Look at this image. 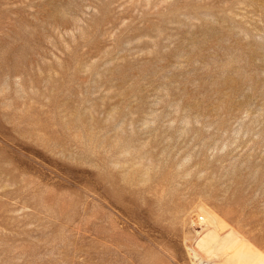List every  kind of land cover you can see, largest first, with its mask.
<instances>
[{"label": "rangeland", "instance_id": "374dc122", "mask_svg": "<svg viewBox=\"0 0 264 264\" xmlns=\"http://www.w3.org/2000/svg\"><path fill=\"white\" fill-rule=\"evenodd\" d=\"M208 226L264 263V0H0V264H218Z\"/></svg>", "mask_w": 264, "mask_h": 264}, {"label": "bare ground", "instance_id": "6f19581e", "mask_svg": "<svg viewBox=\"0 0 264 264\" xmlns=\"http://www.w3.org/2000/svg\"><path fill=\"white\" fill-rule=\"evenodd\" d=\"M210 224L209 222L208 225ZM211 227L208 226L205 229L207 232L200 237L196 244V248L204 257L215 255L219 258L218 264H264L257 252L234 239L231 232L220 237ZM262 258L264 257L262 256ZM197 264H199L198 259Z\"/></svg>", "mask_w": 264, "mask_h": 264}, {"label": "built area", "instance_id": "2783aa9c", "mask_svg": "<svg viewBox=\"0 0 264 264\" xmlns=\"http://www.w3.org/2000/svg\"><path fill=\"white\" fill-rule=\"evenodd\" d=\"M199 264H212V263L206 260H199Z\"/></svg>", "mask_w": 264, "mask_h": 264}]
</instances>
